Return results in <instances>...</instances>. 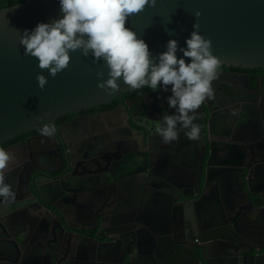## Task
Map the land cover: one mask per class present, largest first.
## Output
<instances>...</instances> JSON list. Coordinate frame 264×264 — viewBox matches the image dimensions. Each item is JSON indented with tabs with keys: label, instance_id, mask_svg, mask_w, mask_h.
<instances>
[{
	"label": "flooded vegetation",
	"instance_id": "flooded-vegetation-1",
	"mask_svg": "<svg viewBox=\"0 0 264 264\" xmlns=\"http://www.w3.org/2000/svg\"><path fill=\"white\" fill-rule=\"evenodd\" d=\"M213 88L215 98L197 110L199 119L196 122L201 126L198 141H190L182 133L172 144L162 143L154 127L163 116L174 111L168 108L165 100L170 93L148 88L143 94L127 92L108 105L67 114L61 121H56V126L61 127L76 117L84 118L78 128L67 130L71 143L70 150H66L67 156L61 142L42 135L41 130L24 133L2 144L14 153L17 163L7 177L16 193L15 201L0 205V264H123L104 261L99 249L113 242L109 238L114 228L112 221L128 215L127 203L134 205L136 209H131L135 212L144 199L143 189L139 188L141 179L135 180L133 176L137 175V168H141L142 152L148 156V170L162 174L161 180L145 179L142 185L150 181L167 197L179 198V202L171 207V231L179 245L177 249L182 250L173 252L183 256L175 257L171 263L175 264L176 259L179 264H184L183 259L191 258L189 251L194 249L199 262L191 258L192 264H206L209 259L204 258L207 257L205 251L202 253L199 248V235L192 241L191 233L174 221L178 211L176 206L186 204V201L189 206L199 205L205 182L203 159L207 160L213 153L215 162L226 160L231 165H252L250 188L254 193L250 198L253 204L261 203L255 193L262 191L257 187L260 182L257 180L264 174V73L261 69L220 66ZM128 169L132 178L124 174ZM227 174L235 178L228 177V182L226 174L211 175L214 186L210 188V194L220 198L219 184H222L224 199H239L244 203L239 175ZM64 176L66 178L61 182ZM37 184L42 195L36 189ZM62 187L75 190V198L73 193L66 194ZM197 189L199 194L191 197ZM41 196L58 210L46 204ZM155 210L162 211L157 207ZM61 214H66L67 218L63 219ZM258 218L264 219L262 215ZM159 226L162 227L161 222ZM81 227L82 231L77 230ZM126 227L128 230L118 235L121 256L127 239L132 245L128 256L133 258L132 264H136L140 227L137 224ZM252 229L264 240V223L254 225ZM181 230L186 236L178 239ZM98 240L101 247L96 245ZM258 245V248L249 246L255 250L253 254L261 256L259 260L264 264V243ZM128 256H124L125 264H128Z\"/></svg>",
	"mask_w": 264,
	"mask_h": 264
},
{
	"label": "water",
	"instance_id": "water-1",
	"mask_svg": "<svg viewBox=\"0 0 264 264\" xmlns=\"http://www.w3.org/2000/svg\"><path fill=\"white\" fill-rule=\"evenodd\" d=\"M197 12L201 13L198 18L195 15ZM58 18H60L58 0H25L15 6L0 8V146L24 133L41 130L45 124H52L56 132L50 139L54 141L57 138L62 144L64 155L67 156L66 150L69 151L71 145L67 130L78 128L84 118L76 117L64 126L57 127L56 121L59 118L108 105L122 94L136 90L121 82L120 91L108 95L98 88L101 81L96 75L97 72L104 71V79H107V69L102 62L93 63L91 56L85 58L79 51L71 53L69 67L56 77L53 78L46 70L43 71L48 83L41 90L36 80L41 70L37 67L35 59L24 54L20 39L24 30L34 29L37 23H48ZM196 23L199 24V34L211 41L212 53L221 61L220 66L261 69L264 73V0H157L155 7L146 6L143 12L133 16L125 26L137 32L138 38L144 39L150 51L157 55L166 51L165 45L171 39L177 40L181 47H186L185 40L190 38L193 25ZM180 55L182 54H178V58ZM140 158L141 168H137L135 173L141 175L139 188H142V180H145L143 179L145 174H149L151 170H148L147 154L142 152ZM204 159L205 167L202 171L205 182L200 200L214 186L211 175L218 172L239 175V189L245 200L244 203L239 199L225 202L222 196L223 185L219 184L221 183L219 180L220 198L216 202L221 205L218 206L221 216L216 218L209 214L204 220L192 221L186 227L187 233H191L189 238L193 241L195 236L199 235L201 241L199 248L202 253L209 248L213 249L214 255L221 257L219 262L223 264L259 262L261 264L259 260L261 256L257 257L258 253L253 254L255 250L246 243L253 234H249L245 223L249 221H255V225L264 223V219L260 221L258 218L259 215L264 218V195L260 192L255 193L261 199L260 204H253L250 198L254 193L250 188L254 167L243 163L231 165L226 160L215 162L213 153L207 160ZM130 172L128 169L124 174L132 176ZM66 176L61 178V182ZM233 186L236 188L235 183ZM36 189L42 195L39 184ZM63 191L66 194H76L71 188ZM197 194L198 189L191 197H196ZM155 199L157 201L155 200L154 204H141L135 212L131 209H136L134 205L127 203L128 215L112 221L114 228L109 238L113 242L99 249L104 261L125 264L124 256L131 255L129 246L132 245L126 239V248L121 256L118 235H123L122 231L128 230L127 225L137 224L140 227V237L136 251L139 250L138 253L141 255H148L141 258L144 261L142 263L173 264L171 261L175 257L169 254L174 250L177 253L182 251L178 250L179 245H174L168 237L172 234L171 207L173 203L179 202V198L177 196L169 198L164 193L157 192ZM42 200L50 204L49 201L46 202L43 198ZM53 207L58 210L57 207ZM156 207L162 211H156ZM52 213L55 214L53 211ZM65 215L61 214V217L66 219ZM57 218L61 220L60 217ZM160 222L162 227L159 226ZM60 227L65 229L63 226ZM77 230L82 231L83 228ZM179 233L178 239L186 236H183L184 230ZM95 242L96 245L102 246L99 240ZM189 253L191 258L199 262L194 249ZM191 258L187 264L194 263V260L190 261ZM127 260L128 264L133 263V258L128 256ZM174 261L175 264H179L176 259ZM207 262L211 264V261Z\"/></svg>",
	"mask_w": 264,
	"mask_h": 264
},
{
	"label": "clouds",
	"instance_id": "clouds-1",
	"mask_svg": "<svg viewBox=\"0 0 264 264\" xmlns=\"http://www.w3.org/2000/svg\"><path fill=\"white\" fill-rule=\"evenodd\" d=\"M157 0H58L60 18L37 23L34 29L24 30L20 45L24 54L32 57L41 70L38 87L48 83L46 70L53 78L70 65L71 53L79 51L93 63H103L107 69L96 73L101 81L98 88L113 95L120 91L121 82L131 89H159L170 93L165 97L172 114L155 123L154 132L162 143L170 145L183 133L190 141H198L201 126L198 109L212 101L213 81L218 78L221 61L212 53L209 39L199 34V24L193 25L190 38L181 47L169 40L166 51L154 55L138 33L126 27L129 20L143 12L146 6L155 7ZM198 18L201 13L197 12ZM178 54H182L178 58ZM55 126L45 124L41 133L54 136ZM17 159L11 150L0 146V205L12 204L16 193L7 177Z\"/></svg>",
	"mask_w": 264,
	"mask_h": 264
},
{
	"label": "crops",
	"instance_id": "crops-1",
	"mask_svg": "<svg viewBox=\"0 0 264 264\" xmlns=\"http://www.w3.org/2000/svg\"><path fill=\"white\" fill-rule=\"evenodd\" d=\"M161 175L162 174H160L159 171H156V172L154 171V172H150L149 174H145V178H143V179H148L150 181H154L156 179L161 180V178H160ZM133 176L135 177V180H138V178L141 179V175L137 176L135 174ZM133 176H130V178H132ZM226 176H227V179L229 182V180H230L229 178L231 176H230V174H227V173H226L225 177ZM259 180H260V182L257 183V184H259V186H257V187L259 189H262V191H260V192L264 193V189H263L264 188V174L262 175V178L258 179L257 181H259ZM150 181H148V184H144L143 188H141V189H143L142 198H144V199H143L142 203H139V206L137 207L138 209L141 206V204H145V203H148V204L153 203L154 204V201L156 200L155 196H156L157 192H162L161 190H158L157 188H155L156 186L153 185L152 183H150ZM250 183H252V182H250ZM216 195H213V194L211 195L210 191H209L206 195H203V198L201 200L199 198V200H198L199 205L194 203V204L189 206L188 201H186L185 202L186 204L176 206V210H178V211L176 213V219H174L175 224L179 225L180 227H183L182 229L187 230L186 227L189 226L192 223V221L197 222V220H204L205 216L208 217L209 214L214 215V217H216V218H219L221 215H220V212H218V210H219L218 206H221V205H218V203L216 202V201H219V198L216 199ZM125 198H127V197H125ZM226 200L227 199H225V202L231 201V199H229L227 201ZM255 223H256L255 221H253V222L249 221L247 226L245 224V228L249 229V230H247L249 232V234L250 233L253 234V236L250 237L248 239L249 241L246 243L249 244L251 247L258 248V247H260V245H258V244L260 242L264 243V240H262V237L259 236L260 234L258 233V231H255L252 229L253 228L252 224L255 225ZM168 237H170V239L172 240L174 245L177 244L175 242L176 240L172 234L168 235ZM169 255L173 256V257L183 256L182 254L177 255V253H174V252L170 253ZM205 255L207 256L206 258L209 259L207 261H211L212 264H223L222 262H219L218 259H220V258H218V257H216V255H214L213 249L211 250L209 248V250H206ZM145 256H148V255L138 254L137 259H139V260L137 261L136 264H146V262L141 263L142 260H140V258H143ZM137 259H135V260H137ZM183 260H185L184 264H187L186 262L188 261V259L184 258ZM207 261H205L206 264H208Z\"/></svg>",
	"mask_w": 264,
	"mask_h": 264
},
{
	"label": "trees",
	"instance_id": "trees-1",
	"mask_svg": "<svg viewBox=\"0 0 264 264\" xmlns=\"http://www.w3.org/2000/svg\"><path fill=\"white\" fill-rule=\"evenodd\" d=\"M25 0H1L0 1V8H6V7H11V6H15V5H18L20 3H23ZM148 88L147 87H144V88H141V89H136L135 91L133 92H139V94H143V92L147 91ZM129 93H132V92H129ZM62 118H60L59 120H57V122L61 121ZM39 131H35L33 133H38Z\"/></svg>",
	"mask_w": 264,
	"mask_h": 264
}]
</instances>
